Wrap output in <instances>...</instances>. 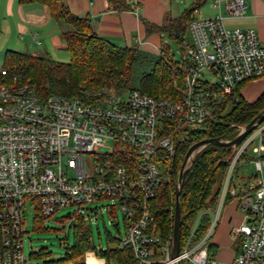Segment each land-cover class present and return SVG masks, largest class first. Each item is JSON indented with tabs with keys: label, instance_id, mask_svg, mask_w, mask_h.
Returning a JSON list of instances; mask_svg holds the SVG:
<instances>
[{
	"label": "built area",
	"instance_id": "built-area-1",
	"mask_svg": "<svg viewBox=\"0 0 264 264\" xmlns=\"http://www.w3.org/2000/svg\"><path fill=\"white\" fill-rule=\"evenodd\" d=\"M211 9L212 18L194 13L177 51L184 76L181 102L137 90L118 95L105 88L41 99L20 75L0 71V264L28 263L23 255L26 202L44 219L77 207L78 214L70 218L85 221L82 210L106 200L112 204L107 212L113 215L118 206L124 218L125 235L118 247L130 248V264H264V122L231 147L227 159L228 183L244 152L259 140L253 152L260 178L236 201L243 220L230 230L238 243L232 261L219 262L209 251L215 221L198 241V221L190 226L179 256L173 258L172 233L161 235L151 211L164 181L160 165L173 158L187 131L203 126L206 108L237 103L241 86L264 78V43L253 30L225 26L223 13L242 17L245 0H212ZM109 142V151L99 153ZM119 145L132 150L133 166L112 161ZM225 193L226 188L222 203ZM230 194L235 196L233 190Z\"/></svg>",
	"mask_w": 264,
	"mask_h": 264
},
{
	"label": "trees",
	"instance_id": "trees-1",
	"mask_svg": "<svg viewBox=\"0 0 264 264\" xmlns=\"http://www.w3.org/2000/svg\"><path fill=\"white\" fill-rule=\"evenodd\" d=\"M19 4L38 3L46 6L50 17L63 25L64 31L60 38L69 54L68 63L55 62L48 54L37 56L29 53L7 51L4 54L3 70L9 75H20L35 89L38 98L45 99L50 95L79 96L82 90H98L105 88L118 95L137 90L151 96L182 101L184 76L175 60V52L167 41L173 40L178 50L187 39L188 24L194 13L199 10L204 0H196L195 4L179 17H164L161 25L149 24L143 21L146 36L157 34L161 37L159 55L143 52L137 47L118 48L95 35L86 19L73 15L63 0H19ZM110 8L120 13L130 10L125 0H107ZM168 39V40H166ZM177 80L174 87L172 80ZM235 104L226 103L221 106L209 105L204 129L186 132V138L179 141L178 156L185 155L187 150L202 139L233 140L238 132L232 134V124L242 127L249 124L264 110V92L254 101L248 102L239 94ZM230 105L227 112L226 108ZM177 145V146H178ZM232 148L215 145L205 146L194 156L188 169L179 196L181 236L180 248L189 235L191 218L201 210L214 211L220 197L221 183L228 169L227 159ZM134 153L127 147L119 145L112 153V161L116 165L130 166L134 161ZM171 160L167 161L169 163ZM163 163L162 165H166ZM176 164V163H175ZM176 169V165H174ZM176 183L160 185L154 199L151 201V211L156 226L162 236H168L173 229L174 193ZM232 199L225 196L224 203ZM45 219L36 211L35 223L39 226ZM76 228V243L64 260L48 264H85L87 252H94L98 259H104L105 264L115 261L117 264L132 263L130 248H112L96 252L91 246L89 230L82 217H73ZM209 218L204 215L194 235V241L200 240L209 228ZM110 243L117 240L108 239ZM212 255L215 248L209 245Z\"/></svg>",
	"mask_w": 264,
	"mask_h": 264
},
{
	"label": "crops",
	"instance_id": "crops-1",
	"mask_svg": "<svg viewBox=\"0 0 264 264\" xmlns=\"http://www.w3.org/2000/svg\"><path fill=\"white\" fill-rule=\"evenodd\" d=\"M18 1L0 0V41L4 42L2 44L5 52L37 56L33 51L38 50L58 62L59 53L66 52L65 44L60 38V33L65 27L50 17L46 6L38 3L21 5ZM63 1L73 15L88 20L92 32L109 44L118 48L135 46L153 55L159 53L161 37L157 34L146 36L143 21L159 26L164 17H179L196 2V0H125L130 10L116 13L110 8L107 0ZM211 3L212 0H204L199 8L203 18L214 17L215 12L211 9ZM245 5V14L240 18H231L223 13L225 26L229 29L253 30L258 40L264 43V0H245ZM250 83L257 85L258 91L252 100L241 94L243 89L250 88L248 86ZM263 92L264 82L259 83L257 80L244 84L239 90L241 97L248 102H254ZM228 206L239 210L236 202L230 201ZM230 216L232 217L233 213L228 215ZM231 217L229 225L222 223L211 243L215 248L214 257L222 263L232 261L238 251V245L230 236V230L242 222L243 216L239 220H234L232 224ZM96 259L105 264V261L98 259L93 251L85 254L84 263L97 264Z\"/></svg>",
	"mask_w": 264,
	"mask_h": 264
},
{
	"label": "rangeland",
	"instance_id": "rangeland-1",
	"mask_svg": "<svg viewBox=\"0 0 264 264\" xmlns=\"http://www.w3.org/2000/svg\"><path fill=\"white\" fill-rule=\"evenodd\" d=\"M207 9V8H206ZM1 21V20H0ZM66 28V27H65ZM188 36V35H187ZM168 40V39H166ZM1 42V41H0ZM4 42L0 44V71L3 68L4 61V52L5 47H3ZM168 46L175 52V60L180 61V56L177 53L178 46L173 40L167 41ZM35 55H40V51H33ZM160 53L156 54L159 55ZM60 63L69 62V56L66 52H60L58 57ZM259 83L264 82V78L257 80ZM184 83V82H183ZM174 87H177L178 83L176 79L172 80ZM247 87L242 90V95L248 99L252 100L257 96V85L250 83ZM248 89V90H247ZM230 108V105L227 106L226 111ZM231 127L234 129L232 134H235L241 128V125L232 124ZM204 125L196 130L190 131H199L204 129ZM259 140L256 139L253 144H251L247 150L244 152L243 156L240 158L238 163L235 165L232 173L229 177L227 183V171L224 174L223 181L221 183L220 197L217 202V207L214 211L201 210L198 211L193 218L189 221V225L193 227L197 221L198 225L201 221V218L206 215L209 218V224L211 225L215 221V227L213 233L210 237L209 243L211 244L214 240L216 233L220 230L222 223L224 225H229L228 217L229 214L233 213L231 224L236 219H241L243 213L240 210L228 206V203H222V194L224 188H226L225 196H229L232 199V202L240 201L243 196L241 195L246 189L253 187L257 184V181L260 178L259 173L255 170L254 161L258 159L257 154L253 152V149L258 146ZM112 145L109 142L106 145V148H101L98 150L99 153H107L110 146ZM179 145L176 146L174 151L173 158L166 165H160V170L162 172V178L164 179L162 184L177 183L178 175L180 168L185 155L178 156ZM230 148V147H226ZM261 158H264V152L260 155ZM176 163V164H175ZM176 165V169L174 168ZM87 166L89 163L87 162ZM263 175H264V166H263ZM235 192V196H231V191ZM111 202L106 201H96L90 204L88 207L84 208L83 216H88L85 220V226L89 230V236L91 239V246L96 252H103L107 249L119 248L118 241L122 240L125 235V223L124 218L118 209V206L114 208V214L111 215L107 210L111 207ZM221 206V207H220ZM77 207H66L62 208L55 212L53 216L48 219H45L39 226L35 223L36 211L34 207L26 202L23 208V221H24V230L26 235L23 238V255L28 261L27 264H48V263H57L64 260L68 255L74 244L76 243V228L74 224H71L73 220H70L72 215H77ZM95 214H94V213ZM200 217V218H199ZM228 217V218H227ZM217 218V219H216ZM227 218V220H226ZM225 220V221H224ZM117 240V243H110L108 239ZM238 244V243H237ZM104 260V259H103ZM97 264H101V261L97 260ZM109 264H116L114 261H110Z\"/></svg>",
	"mask_w": 264,
	"mask_h": 264
},
{
	"label": "water",
	"instance_id": "water-1",
	"mask_svg": "<svg viewBox=\"0 0 264 264\" xmlns=\"http://www.w3.org/2000/svg\"><path fill=\"white\" fill-rule=\"evenodd\" d=\"M264 122V110L259 113L249 124L243 127L242 133L238 134L231 141H220L219 139H202L199 142L194 143L187 150L184 156V162L178 175V182L175 187L174 193V215H173V229H172V257L176 258L179 256L180 250V236H181V219H180V207H179V196L183 187V181L188 169H185V164L188 160H191L193 156L202 150L205 146L215 145L219 147H233L243 141L258 125ZM73 224V222H71Z\"/></svg>",
	"mask_w": 264,
	"mask_h": 264
},
{
	"label": "bare ground",
	"instance_id": "bare-ground-1",
	"mask_svg": "<svg viewBox=\"0 0 264 264\" xmlns=\"http://www.w3.org/2000/svg\"><path fill=\"white\" fill-rule=\"evenodd\" d=\"M93 256V255H92ZM94 258V257H93ZM94 260H95V258H94ZM90 262H92L91 260H89ZM88 264H89V262H88Z\"/></svg>",
	"mask_w": 264,
	"mask_h": 264
}]
</instances>
